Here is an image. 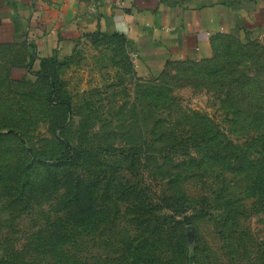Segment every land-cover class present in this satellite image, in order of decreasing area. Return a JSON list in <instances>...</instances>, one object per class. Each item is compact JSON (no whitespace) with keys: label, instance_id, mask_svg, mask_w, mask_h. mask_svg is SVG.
Masks as SVG:
<instances>
[{"label":"rangeland","instance_id":"1","mask_svg":"<svg viewBox=\"0 0 264 264\" xmlns=\"http://www.w3.org/2000/svg\"><path fill=\"white\" fill-rule=\"evenodd\" d=\"M241 44L139 78L96 31L12 66L0 264H264V36Z\"/></svg>","mask_w":264,"mask_h":264},{"label":"crops","instance_id":"2","mask_svg":"<svg viewBox=\"0 0 264 264\" xmlns=\"http://www.w3.org/2000/svg\"><path fill=\"white\" fill-rule=\"evenodd\" d=\"M96 31L121 37L138 77H156L263 37L264 0H0V46L26 45L35 68Z\"/></svg>","mask_w":264,"mask_h":264},{"label":"trees","instance_id":"3","mask_svg":"<svg viewBox=\"0 0 264 264\" xmlns=\"http://www.w3.org/2000/svg\"><path fill=\"white\" fill-rule=\"evenodd\" d=\"M112 36H115V37H117V38H119V39H121V37H118V36H116V35H112ZM121 41L124 43V41L121 39ZM234 42H232V41H230V40H228V42H227V45L229 46V45H231V44H233ZM240 44V43H239ZM240 45H242V44H240ZM18 47H22V51L23 52H21L20 50H19V48ZM124 48H125V50H126V45H125V43H124ZM126 52H127V50H126ZM128 54V53H127ZM129 56V55H128ZM216 57V56H215ZM215 57L213 58V59H211V60H214L215 59ZM16 58H23V59H25V60H23L22 62H19V60L18 59H16ZM34 54L33 53H31V52H29L28 51V48L26 47V45H22V44H20V45H18L17 47H15V46H7V45H5V46H0V82H2V81H11L10 80V78H9V74H10V72H11V67L12 66H19V65H23V64H25L24 66H28V65H32L33 64V62H34ZM50 58H53V57H47L46 59H50ZM44 59V58H43ZM129 59H130V57H129ZM211 60H208V61H211ZM208 61H202V62H208ZM44 63V64H43ZM45 63H48V65L47 64H45ZM49 63H50V61H45V60H42V64H41V68H39L37 71H39V74L40 75H43V76H45V77H43L44 79H48V78H51V71H50V66H49ZM132 63V62H131ZM182 63H189V62H182ZM191 63V62H190ZM132 67H133V65H132ZM3 73H5L4 74V76H6V77H4V78H2L3 76H2V74ZM133 74H134V76L136 75V73H135V71H134V69H133ZM137 76V75H136ZM135 76V77H136ZM138 77V76H137ZM140 78V77H139ZM4 79V80H3ZM47 83L49 84L50 83V81H47ZM4 88L9 92V93H11V91H12V89H11V87H10V85H6V86H4ZM8 93V94H9ZM8 94H7V96H8ZM0 99H1V97H0ZM6 100H8V98H6ZM9 103V102H8ZM5 115H7L8 117H3V116H1L2 115V112L0 113V122H1V124L3 123V122H6V121H8V120H10V121H14V120H16L17 118L16 117H14L15 116V112L13 111V110H11V109H8L5 113H4ZM2 126V125H1Z\"/></svg>","mask_w":264,"mask_h":264}]
</instances>
